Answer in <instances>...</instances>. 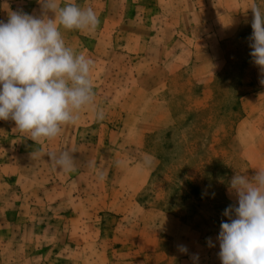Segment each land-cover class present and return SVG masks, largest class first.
Returning a JSON list of instances; mask_svg holds the SVG:
<instances>
[{"label":"rangeland","instance_id":"obj_1","mask_svg":"<svg viewBox=\"0 0 264 264\" xmlns=\"http://www.w3.org/2000/svg\"><path fill=\"white\" fill-rule=\"evenodd\" d=\"M75 2L100 20L62 32L94 61L95 102L39 144L0 120V264H222L230 180L264 167V73L249 39V8L264 0ZM17 11L42 7L0 0V21ZM64 151L76 172L32 156Z\"/></svg>","mask_w":264,"mask_h":264},{"label":"clouds","instance_id":"obj_2","mask_svg":"<svg viewBox=\"0 0 264 264\" xmlns=\"http://www.w3.org/2000/svg\"><path fill=\"white\" fill-rule=\"evenodd\" d=\"M38 2L39 17L17 11L9 13L7 22L0 21V120L14 121L15 129L35 144L56 139L94 105V61L68 46L62 29L93 32L100 25L94 9L75 0ZM249 9L253 12L250 56L264 73V11L255 3ZM95 118L103 120V110H97ZM40 155H47L59 171H77L68 151L32 153ZM242 173L236 172L229 183L238 206L223 212L230 222H221L218 256L222 264H264V167L251 178ZM99 178H105L103 173ZM208 244L213 246L211 238ZM178 247L187 253L185 246Z\"/></svg>","mask_w":264,"mask_h":264},{"label":"crops","instance_id":"obj_3","mask_svg":"<svg viewBox=\"0 0 264 264\" xmlns=\"http://www.w3.org/2000/svg\"><path fill=\"white\" fill-rule=\"evenodd\" d=\"M62 32H64V33H65L66 31H63V30H62ZM72 32H73V31H72ZM65 34H66V33H65Z\"/></svg>","mask_w":264,"mask_h":264}]
</instances>
